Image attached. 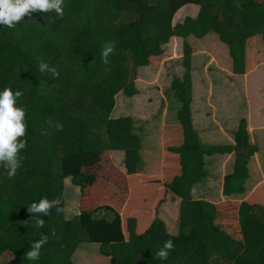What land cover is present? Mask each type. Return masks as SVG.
Returning <instances> with one entry per match:
<instances>
[{
	"label": "trees",
	"instance_id": "obj_1",
	"mask_svg": "<svg viewBox=\"0 0 264 264\" xmlns=\"http://www.w3.org/2000/svg\"><path fill=\"white\" fill-rule=\"evenodd\" d=\"M188 6H198L199 15L175 24L176 15ZM62 7L63 17L54 10L34 11L12 28L0 24V92L5 87L23 92L16 106L25 109L27 126L20 137L27 145L19 152L16 175L9 177L0 164V259L9 253L10 264H75L79 245L92 243L100 246L110 264H264V203H241L242 240L238 241L216 228L213 203L193 198L194 187L208 175L205 157L231 153L233 171L225 177L222 192L226 198L243 196L250 179L249 163L260 148L251 142L246 119L241 121L234 145L201 144L192 121L193 48L187 41L218 35L229 46L233 72L246 74L248 41L258 35L264 39V3L64 0ZM173 38L185 39L184 74L171 82L181 102L177 118L184 141L169 148L180 157L181 173L166 185L167 195L173 193L179 200L178 216L169 211L160 216L166 197L145 232L138 234L137 220L130 217L125 233L122 216L113 206L81 211L84 185L89 181L82 170L81 153L123 152L127 175L137 173L142 138L134 133L132 118L112 119L111 113L118 94L132 97L138 93L132 72L163 57ZM106 42L115 43L107 64L101 59ZM41 61L55 67L59 76L42 73ZM57 123L63 125L62 130L55 127ZM45 197L60 199L65 211L58 213L56 207L48 215L28 211ZM37 216L44 220L43 227L36 226ZM219 225L225 226V219H219ZM42 234L49 239L39 259H27L25 254ZM167 240L173 241L174 248L162 260L156 253Z\"/></svg>",
	"mask_w": 264,
	"mask_h": 264
},
{
	"label": "rangeland",
	"instance_id": "obj_2",
	"mask_svg": "<svg viewBox=\"0 0 264 264\" xmlns=\"http://www.w3.org/2000/svg\"><path fill=\"white\" fill-rule=\"evenodd\" d=\"M255 1L264 3V0ZM199 13L200 8L198 6H188L176 15L174 23H182L187 17H197ZM217 21L222 23V19H217ZM211 35V37L208 36L204 39L191 37L187 40L193 48V59H191L193 85V104L191 107L193 127L198 133L201 144L206 146L222 145L225 141L217 135L208 137L207 131L203 129L205 125L209 124V119L213 118L211 116L212 110L208 107L215 105L214 101H216L218 96V88L216 86L215 91L212 92H209L210 90H208L209 88L207 87L211 82L210 80L215 79L216 74L212 76V73L218 72L220 75L225 76L227 74L226 72L232 70L233 67V60L230 55L229 46L223 43L218 35ZM258 38H260V42H264L262 36H258L257 39ZM184 43L185 39L183 38H173L166 46L163 57L153 58L150 66L141 69L139 68L132 72V78L134 80L135 87L138 90L136 95L128 97L124 93H120L116 96V104L111 113V118L117 119L121 117H130L133 119V131L142 138V152L144 151V148L148 147L150 151L157 150L159 148V153L161 151V143H163L162 140H164V137L166 142H172L173 144H166L167 151L171 146H181L183 144V129L177 118V113L181 108V102L175 97L174 91L171 88V82L175 77L180 79L183 77ZM252 48L253 47L249 42L247 55H251L252 53L254 54L255 50L258 49V46H254V48ZM216 59H218V61H216ZM252 60L253 59L251 58L250 66L248 65L250 69L253 66L252 63H255ZM221 64L224 69L222 68V70H219ZM253 72L255 73L256 70ZM259 72L260 73L256 72L250 77L249 94L244 87L245 79H242L241 77L236 79L240 86L234 85V88L228 89V91L224 90L223 94L227 100L226 104L230 109L228 113L231 114V116L227 119L229 122L226 123L227 125H233L235 123L234 120L237 119L239 122L236 124V127H239L240 119L248 117L247 113L251 107L252 110L254 109V117L256 119L263 116L261 114L264 113V68H262ZM240 87H242V89H240ZM208 94L214 97L212 100L210 99L211 103L207 101ZM254 117L252 115V118ZM218 119L225 123L221 118ZM165 123L168 125L169 131L167 132L169 133H166L165 131L163 136L162 128L166 127ZM166 134L168 136H166ZM172 134L174 136H172ZM178 134L180 137L178 140L175 138L177 141L170 140V137H175ZM155 140L157 145L155 147H150ZM257 145L259 146V144ZM262 147L264 149V145H262ZM171 155L174 156V154ZM160 156L162 159L167 160V158L162 157V154ZM175 156L178 158L179 155L176 154ZM174 158H172V160L175 163ZM210 158V156L205 157V169L207 173L209 171V174H212L215 169H218V165L215 163V159ZM81 159L85 165V169L82 167V170L85 174H89V181L84 185V187H87L84 190V193L87 194L89 202L87 200H84L83 203L81 202V211L88 212L93 209V207L98 205H115L119 212H122L120 205L125 208L126 205L124 204L127 201H130L127 209L123 212L124 217H126L128 213L132 214L133 212L141 215V211L145 210L143 207H147L148 209L153 205L154 209L158 210V205H160V202L166 196L167 199L165 198V202L159 208L160 216H165L167 211H169L170 214L174 213L176 215L177 213L176 216H178L179 209L175 208V206L177 204L176 202L179 200L173 196L174 194L169 193V195H167V191L161 192V190L157 188V184L144 185L143 181L148 180L147 177H152L151 181L157 183V180H161L158 183L161 185L164 184L166 187L167 184L172 182L175 176L181 173V169H179L181 168L179 165L180 162H176V169H174V166L169 169V164H171V162L169 163L168 161L164 164L161 163L160 159H158V162L155 165H149V169L147 168L142 171L141 176L136 178L131 175H127V173L123 170L125 169V166L124 153L122 152L103 151L98 156L81 153ZM230 161H232V159ZM233 162L234 159L231 163L233 164ZM254 165L251 169H249L251 170V180L249 182L250 186H252V183L254 184L257 182L260 177L261 179L263 178V174L261 175V172H259L260 170L258 171L257 169V163H254ZM159 170H162L161 172L164 173L165 178L163 176H161L162 179L159 178L157 173ZM203 180L200 182L201 184L199 183L194 187V199L209 195L210 192V196H212V199L215 200V202L212 203L216 207V224L219 225V219H225V223H228L231 226V237L236 240H242V235L241 233L239 234L240 226L236 216L238 217V211L241 203L243 201L248 202L247 199L240 197V203L232 201V198L222 199L220 197V192H222V183L220 182L221 179L215 177L213 180ZM92 191L93 195L91 194ZM258 193H260V196L264 200V186L258 188L255 193V200L250 202L260 201L258 203H264L260 197H257ZM203 197V200H207ZM91 200H93L92 203L95 202L93 205H91ZM145 211L149 212V210ZM123 227L124 232L127 233L126 224H123ZM147 227L148 226H145L143 223L141 224L140 229L145 230ZM73 260L75 264H110L109 258L100 253V246L92 243L80 244L73 256ZM11 261L12 257L9 253H5L0 259V264H10Z\"/></svg>",
	"mask_w": 264,
	"mask_h": 264
},
{
	"label": "crops",
	"instance_id": "obj_3",
	"mask_svg": "<svg viewBox=\"0 0 264 264\" xmlns=\"http://www.w3.org/2000/svg\"><path fill=\"white\" fill-rule=\"evenodd\" d=\"M258 36H261V35H258ZM258 36H255L253 37L252 39H250L248 41V44L250 42L251 46L254 48V46H258V49H254L255 50V53L251 54V55H247L248 52H246V74H243V75H238V74H235L233 72V70H229L227 71L226 75L223 76V75H220L218 72L216 73H212V76H215V79H211L209 85L207 88H209L208 90H210L209 92H212V91H215V86L218 88V96L216 98V101H214V104L215 105H212V107H208L210 108L212 111H211V116L213 117L212 119H209L210 121L209 124L205 125V127L203 129H205L207 131V136L210 137L212 135L214 136H219L221 139L225 140L224 143L222 145H234L235 144V138H236V133L237 131L239 130L240 128V125H241V121L243 119H246L248 121V130H249V133H250V137H251V142L255 145L259 144V148H260V151L255 155V157L252 159L251 163H249V169H251V167H253L254 163H257V166H258V171L261 172V175L263 174V178L261 179H258L257 182H255L254 184L252 183L251 185L253 186H250L249 182L251 180V175H250V179L248 180L247 184H246V188H247V192L243 195V196H238L237 198L238 199H232V201H237L240 203V197H243V199H247V201L250 203V204H254V203H258L260 201H254V202H250V201H253L255 200V193L256 191L258 190V188H260L261 186H264V149L262 147V145H264V113L261 114L263 115L261 118H255L254 116V109L252 110L251 108L248 110V117L247 118H241L240 119V125L239 127L237 126L236 127V124L239 122V120L235 121V123L232 125H227L226 123H229L227 121V119L229 118V116H231L230 113H228L230 111L229 109V106L226 104L227 103V100L226 98L224 97V90H227L228 89H231V88H234V85H239V83L236 81V79L238 77H241L242 79H245L244 80V87L246 88L247 90V93L249 94V85H250V77L255 74L256 72L257 73H260L259 71L264 68V64H263V60H264V42H260V38L257 39ZM263 37V36H262ZM258 41V42H257ZM264 41V39H263ZM248 44H247V49H248ZM252 48V49H253ZM253 59L252 61H254L255 63L253 64L252 63V67L250 69V61H251V58ZM216 58V57H215ZM216 61H218V59H216ZM249 65V66H248ZM223 68V65L221 64L219 70H222ZM224 69V68H223ZM256 70V72L254 73L253 71ZM213 78V77H212ZM225 82V83H224ZM214 85V86H213ZM227 88V89H226ZM240 89H242V87H240ZM239 90V89H238ZM222 92V93H221ZM228 96V95H227ZM214 97L210 96V94H208L207 96V101L211 103V100L213 99ZM211 99V100H210ZM218 99V100H217ZM193 104V103H192ZM248 104H249V99H248ZM207 111V110H206ZM252 115L254 118H252ZM203 116V115H202ZM204 117V116H203ZM202 117V118H203ZM218 118H221L225 123L221 122ZM205 120V119H204ZM203 122V121H202ZM165 126L166 127H163L162 128V132H163V136H164V132L166 131V133H169L167 131H169V128H168V125L165 123ZM166 129V130H165ZM171 133V132H170ZM166 136H168L166 134ZM172 136H174L172 134ZM179 134L175 137H170L171 139L170 140H174V141H177L179 139ZM177 138V140L175 139ZM164 140H162L163 143H161V151L158 153V150H152L150 151V149H148V147L144 148V151L142 152L141 151V161L139 162L138 164V167H137V173L134 174V175H131L133 177H136V178H139L141 176V172L144 171L145 169H149V165H155L157 162H158V159L161 158V154H162V157L163 158H167V160H164V159H160L161 163H167L169 161V163L171 162V164H169L170 168L171 169L173 166H174V169H176V164L178 162H180V157L178 156H175L176 153H172L170 152L169 150L167 151L166 150V144L168 143H171L172 142H166V139L165 137L163 138ZM229 142V143H228ZM157 145V142L156 140L153 141V143L150 145L155 147ZM170 145V144H169ZM173 145V144H172ZM215 146V145H213ZM258 146V145H257ZM143 147V145H142ZM171 147H179L178 145L177 146H171ZM169 148V147H168ZM110 152H113V151H110ZM115 152V151H114ZM123 153V152H122ZM161 153V154H160ZM170 153V154H169ZM171 154H174L171 155ZM145 157H144V156ZM176 157V158H174ZM211 158L210 159H215V163L218 165V169H215L214 172L212 174H209V171H208V175L207 177L203 180H210L215 177H218L219 179H221V183H222V186H221V189L223 190V183H224V179L226 176H228L229 174L232 173L233 171V166H234V162L233 164L231 163L234 159V153H231V154H224V155H220V154H216V155H213V156H210ZM172 158L175 159V163L174 161L172 160ZM207 159V158H206ZM205 159V160H206ZM232 159V161H230ZM218 161V163H217ZM230 161V162H229ZM177 162V163H176ZM180 165V164H179ZM255 166V165H254ZM180 167V166H179ZM181 169V168H179ZM125 172H126V169H123ZM162 170H159L157 171L158 175H159V178H161V176H163L165 178V175L163 172H161ZM174 173V172H173ZM250 173H251V170H250ZM86 175V179H88V174H85ZM180 175V174H179ZM178 176V175H177ZM151 178L152 177H147L148 180H144L143 183L144 185H149V184H157V188H159V190L162 191H167L166 187L163 185H161L159 180H157V183H154L153 181H151ZM158 178V179H159ZM201 184V183H200ZM250 187H252L251 189H249ZM87 187H84V190L86 189ZM89 188V187H88ZM83 195V199H82V203L84 200H88L87 198V194L82 193ZM93 195V191L91 193ZM259 194V195H258ZM257 194V197L260 199L263 200V198L260 196V193ZM210 192H209V195H206V196H202L203 198H206L208 201H210L211 203L215 202L214 199H212V196H210ZM193 196H194V193H193ZM89 197V196H88ZM93 197V196H92ZM202 197L200 198H197V199H202ZM220 197L223 199H225L226 197L223 195V192H220ZM166 198V196H165ZM164 198V199H165ZM194 198V197H193ZM216 199V198H215ZM94 200V199H93ZM91 200V205H93L95 202L92 203ZM225 201V200H223ZM264 201V200H263ZM130 201H127L124 205L125 208L122 207V205H120L121 209H122V212H120L121 216H122V221H123V224H127V220L128 218L130 217H133V218H136L137 220V227H136V231L138 234H141L143 232H145L147 230V228L150 226V224L152 223V221L155 219V216H156V211L152 206H150L148 209L147 207H143V209L145 210H149V212H146L145 210L141 211V215H138V214H135L134 212L132 214L128 213L126 217H124L123 215V212H125V210L127 209V206L129 204ZM242 202V201H241ZM124 203V202H123ZM177 203V202H176ZM99 206V205H98ZM113 206L115 209L118 210V208L115 206V205H111ZM81 207H82V204H81ZM97 207V206H95ZM93 207V208H95ZM119 211V210H118ZM216 218H217V215H216ZM216 218H215V225H216V228L223 231V232H226L227 234H230V232L232 231L231 229V226L226 223L225 226H221V225H218L216 224ZM236 219L238 220V223H239V217L236 216ZM145 226H148L145 230H141L140 227H141V224H143ZM219 228H218V227ZM240 228V227H239ZM231 230V231H230ZM241 232L239 231V234ZM242 237V236H241ZM235 239V238H233ZM236 240V239H235ZM238 241H241V240H238Z\"/></svg>",
	"mask_w": 264,
	"mask_h": 264
},
{
	"label": "clouds",
	"instance_id": "obj_4",
	"mask_svg": "<svg viewBox=\"0 0 264 264\" xmlns=\"http://www.w3.org/2000/svg\"><path fill=\"white\" fill-rule=\"evenodd\" d=\"M64 0H0V24L12 28L19 23L26 14L34 11H52L54 10L59 16L63 17L64 9L62 7ZM115 43L106 42L103 45L101 52V59L103 63H108V57L114 52ZM39 70L43 72H50L54 78L59 76V72L55 67H50L48 63L41 61L39 63ZM23 95L21 91H15L11 87H5L0 92V164L8 170L9 177H13L20 167L21 159L19 152L26 148L27 141L20 140L26 133V124L24 122L25 109L17 107V100ZM52 125V121H46ZM55 127L62 130L63 125L57 123ZM47 135V132H45ZM62 201L60 199L49 200L46 197L42 198L39 203H32L28 207L30 213L48 215L53 207H56L58 213L64 212L65 209L61 207ZM37 227L44 226V220L39 216L35 218ZM52 235H55L53 231ZM49 237L41 235V238L31 245V250L25 255L29 260H37L40 257L41 248L47 243ZM174 248L172 240H167L164 246L156 253L157 258L166 260L169 251Z\"/></svg>",
	"mask_w": 264,
	"mask_h": 264
}]
</instances>
